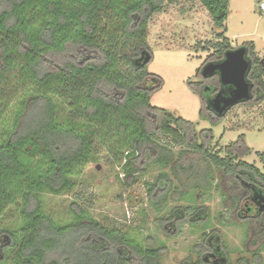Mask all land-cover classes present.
<instances>
[{"label":"trees","instance_id":"1","mask_svg":"<svg viewBox=\"0 0 264 264\" xmlns=\"http://www.w3.org/2000/svg\"><path fill=\"white\" fill-rule=\"evenodd\" d=\"M174 1L0 0V264H162L161 250L137 229L106 226L79 205L69 221L46 211L47 194L73 192L89 166L102 160L132 179L144 156L149 166L169 169L148 183L151 198L160 187L167 194L174 181L184 188L181 199L205 192L217 170L243 187L238 202L247 203L244 212H260L253 200L264 206V173L232 152L245 147L244 136L222 157L211 148V129L198 135L196 123L151 103L164 81L149 71V23ZM194 1L222 30L209 59L219 63L234 49L225 25L231 0ZM243 47L252 62L248 79L264 91L256 46ZM196 78L187 84L200 98V119L216 125L221 119L212 116L211 104L220 80L210 79L214 85L206 91L201 69ZM173 146L198 154L203 165L186 166ZM257 156L264 165V152ZM12 208L19 217L8 226ZM193 214L197 219L189 224L210 221L199 208L175 209L170 219ZM198 247L195 264H229L217 235L204 233ZM209 254L215 260L209 262Z\"/></svg>","mask_w":264,"mask_h":264},{"label":"rangeland","instance_id":"2","mask_svg":"<svg viewBox=\"0 0 264 264\" xmlns=\"http://www.w3.org/2000/svg\"><path fill=\"white\" fill-rule=\"evenodd\" d=\"M262 3L264 0H231L225 25L234 49L249 42L255 44L264 71ZM219 33L222 30L215 27L198 1L175 0L167 3L162 13L153 16L149 23L148 42L154 59L149 71L160 76L164 84L153 94L151 103L196 123L198 135L211 129L214 134L211 148L220 152L222 157H226L228 146L244 136L245 147L242 150L235 148L232 152L239 160L255 165L264 173V165L257 156L258 152H264L263 89L259 88L258 100L234 107L213 125L208 119H200V98L187 84L189 79L196 82L198 70L211 62L209 59L216 53V35ZM213 85L208 82L204 87ZM197 142L200 144L201 139L198 138ZM172 150L176 159L183 156L186 166L203 165L200 156L188 148L173 146ZM141 161L136 179L126 178L110 161L92 163L73 192L45 196L46 211L60 221H69L71 210L79 205L106 226L137 229L149 238L154 249L161 250L162 264H195V252L200 248L198 245L204 233L219 237L220 248L229 264H238L239 261L242 264H264V251L259 253L264 249V206L260 207L258 214L257 210L254 214L244 212L247 203L238 202L243 187L237 185L233 177L216 170L211 178V188L205 192L193 191L181 199L184 188L174 181L167 194L160 187L151 198L148 183L155 184L161 174H169L170 170L149 166L151 160L146 156ZM253 207L259 208L258 204ZM180 208L202 209L210 221L206 225L200 222L189 224L191 219H197V214L185 216L181 221L171 220L172 211ZM18 217L16 208H12L4 223L13 226ZM211 255L207 256L209 262L215 260Z\"/></svg>","mask_w":264,"mask_h":264},{"label":"water","instance_id":"3","mask_svg":"<svg viewBox=\"0 0 264 264\" xmlns=\"http://www.w3.org/2000/svg\"><path fill=\"white\" fill-rule=\"evenodd\" d=\"M247 55L244 47L233 49L226 53L223 61L209 62L201 69L204 80L218 76L223 87L211 104L212 112L218 119L224 118L234 107L253 100V85L248 79L252 64Z\"/></svg>","mask_w":264,"mask_h":264},{"label":"flooded vegetation","instance_id":"4","mask_svg":"<svg viewBox=\"0 0 264 264\" xmlns=\"http://www.w3.org/2000/svg\"><path fill=\"white\" fill-rule=\"evenodd\" d=\"M247 57H248V55H247ZM251 64H252V62H251ZM215 77H218V76H215ZM219 78V77H218ZM202 80L204 81V84H206V83H208V81L210 80V79H208V80H204L203 78H202ZM221 84V83H220ZM252 85H253V91H252V93H253V100H252V102L253 101H255L256 99L258 100L260 97V95L258 94V92H259V89L257 90V88L254 86V84L253 83H251ZM209 88L210 87H206V91L207 90H209ZM223 89V87H222V85H221V87H219V89L216 91V94L219 92V91H221ZM215 94V95H216ZM214 95V96H215ZM215 115V114H214ZM216 116V115H215ZM255 199V198H254ZM260 201H262L263 202V200H262V198L260 199ZM256 202H255V200H253V202H252V204H253V206H254V204H255ZM246 206H248V205H246ZM262 208V207H261ZM249 209V208H248ZM256 209V208H255ZM257 209H260V207L259 208H257ZM248 211H250V209L248 210Z\"/></svg>","mask_w":264,"mask_h":264},{"label":"built area","instance_id":"5","mask_svg":"<svg viewBox=\"0 0 264 264\" xmlns=\"http://www.w3.org/2000/svg\"><path fill=\"white\" fill-rule=\"evenodd\" d=\"M261 10L264 11V3L261 4Z\"/></svg>","mask_w":264,"mask_h":264}]
</instances>
